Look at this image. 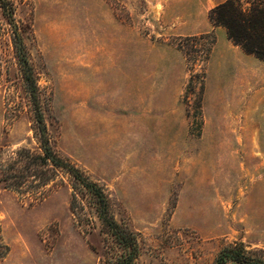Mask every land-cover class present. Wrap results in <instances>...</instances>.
Masks as SVG:
<instances>
[{"label": "rangeland", "instance_id": "rangeland-1", "mask_svg": "<svg viewBox=\"0 0 264 264\" xmlns=\"http://www.w3.org/2000/svg\"><path fill=\"white\" fill-rule=\"evenodd\" d=\"M15 1L49 132L137 232L135 264H215L234 241L264 249V61L211 22L225 0ZM203 33L217 41L200 109L203 53L189 63L175 39ZM0 55L1 164L38 143L3 29ZM50 189L32 203L0 181V264H100L109 236L93 196L79 191L73 208L66 178Z\"/></svg>", "mask_w": 264, "mask_h": 264}, {"label": "trees", "instance_id": "trees-1", "mask_svg": "<svg viewBox=\"0 0 264 264\" xmlns=\"http://www.w3.org/2000/svg\"><path fill=\"white\" fill-rule=\"evenodd\" d=\"M0 9L6 19V23L0 24V30L10 33L29 97L32 129L38 143V149L21 147L4 159L0 164V181L4 182L9 190L30 197L32 203L42 202L48 196L51 185L59 181L64 183L65 178L73 188V208L76 207L77 193L84 190L89 192L95 200L103 230L109 236L100 264H135L141 252L137 232L116 220L110 197L103 185L93 181L83 169L63 156L49 132L40 88L25 41V33L30 30V25L17 17L15 0H0ZM209 18L214 25L224 27L229 40L245 53L264 61V0H225L211 9ZM183 38L186 42L182 41ZM201 40H206L207 44L199 48ZM216 41L214 33L175 39L177 48L185 54L189 63L198 61V57L203 53L204 69L211 59ZM195 76L191 75L188 88L193 86ZM1 78L0 55V83ZM205 79L206 69L203 71L199 90L200 109ZM215 264H264V249H248L242 241H234L220 250Z\"/></svg>", "mask_w": 264, "mask_h": 264}]
</instances>
